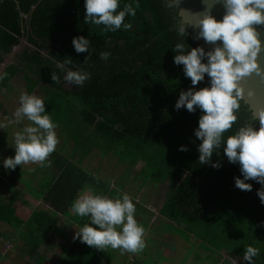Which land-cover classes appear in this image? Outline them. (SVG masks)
I'll use <instances>...</instances> for the list:
<instances>
[{
    "label": "trees",
    "instance_id": "1",
    "mask_svg": "<svg viewBox=\"0 0 264 264\" xmlns=\"http://www.w3.org/2000/svg\"><path fill=\"white\" fill-rule=\"evenodd\" d=\"M136 2L120 0V10L127 3L135 7ZM139 5L134 17L125 18L132 24L130 30L106 32L103 25L84 23L85 0H0V66L23 40L32 46L16 55L15 64L0 81L7 84L21 70L34 75L46 85L43 90L49 91L46 111L83 157L97 149L102 155L112 153L121 164H143L150 181H170L163 218L184 226L185 232L213 250L243 255L246 246L258 247L253 264H264V203L257 195L262 185L248 180L252 191L236 188L235 178L243 179L240 165L229 163L223 149L213 156V162L222 165L219 169L201 165L198 146L202 141L194 133L203 113L175 108L180 92L192 87L184 66L174 63L172 48L181 39L176 31L180 20L175 1L139 0ZM79 36L90 40L88 52L75 51L72 41ZM185 40L191 47L200 46L190 33ZM106 51L110 58L101 60L100 53ZM68 70H82L91 77L81 88L68 89L64 86ZM52 72L60 83L52 81ZM206 86H210L207 75L195 87ZM149 99L161 107L146 111ZM237 127L225 136L234 134ZM181 146L188 151H180ZM93 180L78 165L67 162L50 189L53 209L36 210L28 221L17 216L12 194L7 203L0 204V222L10 228L8 236L1 235L8 238L22 230L29 239L21 240L17 254L38 258L36 264H52L40 258L38 251L53 242L49 237L62 217H71L77 227L90 222L88 217L69 214L80 190ZM82 248L78 240L61 261L97 264L99 257ZM11 257L13 264H33L14 262L15 256Z\"/></svg>",
    "mask_w": 264,
    "mask_h": 264
},
{
    "label": "clouds",
    "instance_id": "2",
    "mask_svg": "<svg viewBox=\"0 0 264 264\" xmlns=\"http://www.w3.org/2000/svg\"><path fill=\"white\" fill-rule=\"evenodd\" d=\"M180 2L175 0V6L193 19L177 26L181 39L172 50L176 53L174 63L184 66V74L190 78L192 87L180 92L175 108L186 107L190 113L200 109L203 113L194 133L202 141L198 146L199 163L219 169L222 165L214 163L213 156L223 149L229 163L240 165L243 179L236 177L235 187L252 191L253 185L246 181L255 180L262 185L257 195L264 203V34L258 29L264 26V0H204V10L197 13L181 9ZM217 4L225 9L219 20L212 14ZM139 7V0L135 7L127 3L122 10L120 0H85L84 23L103 25L106 32L130 30L132 24L126 23L125 18L134 17ZM189 27L197 30L194 39H203L214 47L208 51L203 46L191 47L185 40ZM72 43L77 53L89 51L90 40L84 36L73 38ZM110 56L106 51L100 53L99 58L106 61ZM67 63L71 64L72 60ZM57 67L63 69L64 64ZM206 75L210 86L196 90L195 86L204 81ZM90 77V73L82 70H68L64 80L82 86ZM51 79L60 83L55 72ZM25 119L30 123L14 134L15 156L3 161L7 170L29 163L43 166L59 144L55 131L58 125L46 113L41 97L22 94L20 106L6 123H0V129L20 124ZM237 124L239 127L234 134L226 137ZM179 150L188 151V148L181 146ZM48 163L50 166V161ZM71 210L90 220L77 230L74 240L100 251L111 248L139 253L146 247V230L135 218L136 205L127 193L113 199L95 194L94 189L86 185L73 201ZM259 253L258 247L248 245L243 260L253 264Z\"/></svg>",
    "mask_w": 264,
    "mask_h": 264
},
{
    "label": "crops",
    "instance_id": "3",
    "mask_svg": "<svg viewBox=\"0 0 264 264\" xmlns=\"http://www.w3.org/2000/svg\"><path fill=\"white\" fill-rule=\"evenodd\" d=\"M26 47L32 48L26 40H23L9 55L5 56L0 66V76L9 66L15 64L16 55L21 54ZM43 86H46L44 82H39L34 75L29 77L28 72L22 70L7 84L0 81V123H6L12 117L20 106V96L24 93L35 94L46 102L49 91L43 90ZM46 113L51 115L54 122L52 114L48 111ZM28 123L30 122L25 119L20 124L0 129V204L7 203L13 194V206L18 217L28 221L36 210L53 209L49 202L52 200L49 195L52 184L55 182L54 178L60 175L67 162H71L94 178L92 182L85 184L80 192L87 185L94 189L95 194L107 195L113 199L127 193L136 205L135 218L146 230L144 236L146 247L139 253L111 248L100 251L81 243L83 247L81 250L86 249L92 255L99 257L97 264H246L243 255H237L225 249L207 248L193 234L185 232L184 226L161 216L171 188L169 180L165 183L152 182L148 179L143 164L138 163L136 166L121 164L112 153L102 155L94 149L89 155L83 157L81 152L76 151L74 142L66 137L63 128L58 124L55 131L59 144L43 166L29 163L18 165L15 170L5 169L3 161L15 156L14 134ZM93 161L97 165H92ZM69 215L75 216V213L71 210ZM58 217L62 216L58 215ZM78 228L81 227H77V223L71 217H62L56 231L49 237L53 242L46 247L47 250L57 251L60 260L61 257L67 259L69 249L78 242L73 239ZM9 232L10 228L7 224L0 222V236L7 235ZM23 233L22 230H18L11 237L20 241L28 240L29 238L24 237ZM61 242L62 245H60ZM43 247L41 246L38 251L40 258L52 264H65L63 261L56 263L48 260L44 250L41 249ZM40 263L42 261L38 264Z\"/></svg>",
    "mask_w": 264,
    "mask_h": 264
},
{
    "label": "rangeland",
    "instance_id": "4",
    "mask_svg": "<svg viewBox=\"0 0 264 264\" xmlns=\"http://www.w3.org/2000/svg\"><path fill=\"white\" fill-rule=\"evenodd\" d=\"M59 118H62V115L59 116ZM92 165H97L93 161L91 163ZM30 211V210H29ZM20 214V213H19ZM23 218H26V216L21 215ZM21 239V238H20ZM22 245V241L16 239L15 237L7 238L5 236H0V264H13V259L11 256H15L16 260L14 262L21 261L23 262H31L36 264L38 261V258H33L32 260L29 259V256H20L17 254V246ZM44 250L45 257L50 260L51 262L58 263L60 260V257L57 255V251L49 252L46 247L41 248ZM43 253V251H42ZM17 264V263H15Z\"/></svg>",
    "mask_w": 264,
    "mask_h": 264
},
{
    "label": "water",
    "instance_id": "5",
    "mask_svg": "<svg viewBox=\"0 0 264 264\" xmlns=\"http://www.w3.org/2000/svg\"><path fill=\"white\" fill-rule=\"evenodd\" d=\"M175 1V0H174ZM179 7L181 9H187L192 13L201 12L205 8L204 0H181ZM177 8V7H176ZM179 13V20L180 22L184 20H191L193 19L190 17L187 13L181 12L178 8ZM212 14L219 20L223 18V15L225 14V9L221 4H217L215 8L212 9ZM259 31L264 34V26H258ZM196 29L189 27L188 32L193 36L196 34ZM262 39H264V36H262ZM195 41L205 48L206 51L211 50L214 46L206 44L203 39H195Z\"/></svg>",
    "mask_w": 264,
    "mask_h": 264
},
{
    "label": "flooded vegetation",
    "instance_id": "6",
    "mask_svg": "<svg viewBox=\"0 0 264 264\" xmlns=\"http://www.w3.org/2000/svg\"><path fill=\"white\" fill-rule=\"evenodd\" d=\"M181 22L179 21V24ZM86 82H84V84L82 86L85 85ZM64 86L68 89H76V88H81V87H78L77 85H74V84H70L68 83L67 81L64 83ZM161 107L159 104H154L151 99H149V103L146 105V111L150 112L151 110L150 109H156V108H159ZM160 117L163 118V109H160Z\"/></svg>",
    "mask_w": 264,
    "mask_h": 264
}]
</instances>
